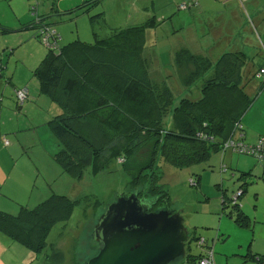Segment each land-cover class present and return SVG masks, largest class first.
I'll use <instances>...</instances> for the list:
<instances>
[{"label": "trees", "instance_id": "trees-1", "mask_svg": "<svg viewBox=\"0 0 264 264\" xmlns=\"http://www.w3.org/2000/svg\"><path fill=\"white\" fill-rule=\"evenodd\" d=\"M189 1L179 3L177 10ZM237 2L243 6L245 1ZM29 11L32 22L25 28L36 29L42 45L40 32H53L52 48L44 45L48 51L33 76L40 94L62 109V114L48 122L58 143L52 159L71 179L79 180L88 168L97 175L117 160L129 178L128 187L140 190L139 197H157L167 204L158 184L159 159L184 167L205 162L212 152H232L224 147L228 142L254 145L264 139L259 137L254 143L244 140L242 120L253 104L246 89L251 78L264 75V69L256 75L246 71L244 52L226 51L213 62L188 49L177 51L175 65L188 71L185 85L189 88L201 80L202 87L197 99L183 97L172 108L169 88L152 84L141 57L147 23L115 29L92 44L74 41L60 46L56 30L41 21L45 15L39 6H30ZM263 84L264 80L259 92ZM167 114L171 126L163 121ZM249 156L263 164L264 153L261 159ZM238 191L242 189L233 194ZM75 205L65 196L50 193L34 209L22 207L16 217L0 212V233L25 247L31 262L42 252V260L50 261L48 251L52 253L54 241L48 243V235L58 224L65 226ZM221 207L223 211L230 208L229 215L235 211L236 222L246 220L238 201L222 202ZM200 246L197 256L188 251L184 261L200 264L210 255L213 261L206 242ZM249 259L264 264L263 255L256 253Z\"/></svg>", "mask_w": 264, "mask_h": 264}, {"label": "rangeland", "instance_id": "rangeland-1", "mask_svg": "<svg viewBox=\"0 0 264 264\" xmlns=\"http://www.w3.org/2000/svg\"><path fill=\"white\" fill-rule=\"evenodd\" d=\"M175 1L1 0L0 59H2V67L5 70L4 76L0 79L9 94L13 95V86L17 87L19 82H26L28 79L34 78L33 70L41 61L36 62L34 59L35 51L29 44L30 42H20L18 37L21 34L25 35L26 32L33 33L34 29L19 31V27H15L17 25L15 23L17 16L24 14L25 10L28 22L31 23L30 6L39 4V12L51 8L49 22L62 36V39L60 38L61 45L74 39L87 42L84 41L87 38V40L93 41V33H98L100 37H106L113 32L114 28L126 27L125 24L147 23L146 44L142 58L150 79L156 83L163 82L162 86H168L167 88L171 90L172 94V108L183 97L197 99L192 96L193 92H197L196 88L201 80L189 88L183 85L180 77L184 71L175 65V51L172 52V50L173 48L179 50L184 42L188 44V34H193L191 14L199 7L200 0L196 7L192 6L180 11L174 6ZM177 1L182 2V0ZM6 2L10 4L9 7L4 6ZM11 2H13L12 6ZM252 2V8L248 3L245 4L248 13L245 10L242 11L244 21H238L235 33L243 38L242 41H245L246 45H252L246 53L244 52L248 58L245 68H247L246 71L254 73L259 70V66L264 68V56L261 54L262 51L264 55V0H252ZM173 7L176 11L170 12ZM155 9L158 10L155 11ZM154 12L157 16L165 18L156 25L153 24V20H150L153 19ZM182 16L185 18L180 20L179 17ZM212 35L211 33L207 34V38ZM36 41L47 53L48 49L39 40ZM212 46L215 47L216 54H218L214 40L206 45L204 52L212 53ZM8 77L11 79V85L5 80ZM263 80L264 76L261 80L251 78V83L246 89L252 101L255 100L254 103L252 102V107L256 102L255 97L260 93L258 86ZM0 100L2 101L0 106H7L13 112L16 110L14 96L0 94ZM6 100H9L8 104ZM33 104L38 108L40 106L44 114L49 113L48 107L38 103ZM259 106L264 110L263 105ZM34 116L37 117L36 114ZM163 121L171 126L169 114L164 116ZM252 123L260 125V121L253 120ZM6 127L11 129V132H14L16 128L13 124H8ZM43 129L48 131L47 143L58 148L57 140L50 133L49 126ZM7 137L9 136L7 135ZM21 137L33 139L29 132L21 133L19 139ZM245 141L248 142L247 139ZM28 151L30 154L38 153V146L30 147ZM227 153L212 152L205 162L184 167H177L159 159L157 162L158 184L163 188L169 205L174 207L184 219V226L188 229L192 240L188 245L190 255L197 256L201 248L200 243L205 241L210 247L208 250L213 253L214 264H258L246 260L245 254L252 249L254 253L264 257V164L245 155ZM221 166L224 167L223 171L220 170ZM55 167L54 173H46L47 177L39 175L22 181L14 187H7L6 190L16 196L19 201L4 193V189L0 190L1 199L5 203L3 209L0 210L16 217L21 211V207L34 209L38 204L36 196L31 193H37H35V190L38 191L37 184L42 189L43 183L47 182L51 188L50 193L65 196L72 202H76V205L65 226L58 224L48 235V243L52 244L54 241L52 253L48 251L52 255V259L50 261L42 260V252L38 255L37 260L29 264H82L96 249V243L91 240L90 235L107 203L118 195L131 193L132 189L128 187L129 178L117 160L110 163L106 170L97 175H92L89 168L86 169L79 180L71 179L62 172L59 166ZM245 171L248 173H242ZM244 183L248 184L246 188L250 187L253 190L251 201L244 203L243 210L250 219L248 227L235 222V213L229 215L230 208L224 211L221 209L223 193L225 197L231 198V195ZM47 187L49 188V186ZM25 189H27V193L22 197L20 193ZM29 199H32L33 204L26 207L25 203ZM183 264L193 263L184 261Z\"/></svg>", "mask_w": 264, "mask_h": 264}, {"label": "crops", "instance_id": "crops-1", "mask_svg": "<svg viewBox=\"0 0 264 264\" xmlns=\"http://www.w3.org/2000/svg\"><path fill=\"white\" fill-rule=\"evenodd\" d=\"M184 1L185 0H182V2ZM199 2H200L199 7H197L196 11H194L191 14V24H192L193 34H188L189 35V40L187 42L188 44L184 42L182 48L180 49H188L194 54L203 55L205 57H208L211 61L215 62V60L223 52L242 51L246 53L247 49L252 47V45L249 43L248 44L251 46L246 45L245 41H242L243 38L240 35H236L235 33V26L238 23V21L239 20L244 21L242 11L244 12L245 10L247 12L245 8V4L248 3L250 7L252 8V4H253L252 0H245L243 6L240 5L237 2V0H223V1L200 0ZM178 4L179 2L176 0L174 6L177 7ZM9 5L10 4H8V2L4 3V6L9 7ZM12 5H13V2H11V6ZM157 10L158 9H155V11ZM174 10L175 8L173 7V9L170 12ZM50 11H51V8L44 11V13H42L45 16L41 18V21H45L46 23H49L52 25V23L49 22V17L51 16V13L49 14ZM26 15L27 13L25 10L24 14L17 16V22L15 23L17 25L15 27H19V31H22V30L27 31L31 29V28L29 29L25 28L26 27L25 24L29 23ZM152 17L153 19H150V20H154L157 23L165 19L163 16L161 17L157 16L156 12H154V16ZM247 17H248V14H247ZM184 18L185 16L179 17L180 20ZM245 22H246V19H245ZM136 24H139V23H136ZM125 25L130 26V25H135V24H125ZM123 27H120V28H123ZM115 29H118V28H114L112 31H114ZM210 33L213 35L210 38H207V34H210ZM93 34H94L93 41L87 40V38H85L86 40L84 41H87L85 43L92 44L95 42V40L104 38V37H100L98 33L96 34L93 33ZM59 36L60 38L62 37L60 34ZM18 37H19L20 42H27V43L30 42L29 44H31L33 50L35 51L34 59H36V62L41 61L43 59V57L46 55V52L44 48L40 46L36 41L38 40L36 29H34L33 33L26 32L25 35L21 34ZM212 40L215 41L218 54H216L215 47H214L215 45L212 46V53L204 52V48L206 47L207 44L212 42ZM61 41L59 44L60 46H63V44L61 45ZM74 41H79V40L74 39V40L64 43V45L70 42H74ZM145 44H146V34H145ZM144 48H145V45H144ZM179 50H174L173 48L172 52L175 51L176 53ZM261 54L262 56H264L262 51H261ZM141 57H142V53H141ZM0 63L2 64V59H0ZM258 69L260 70L264 68L262 67L260 68L259 66ZM4 70L2 72L1 78L4 76ZM180 70L184 71L183 72L184 74L182 73L183 75L180 78H181L183 85H185L184 79L188 71L186 69H180ZM259 70L255 71L254 73L252 71H249V73L252 75H256ZM262 76L264 75L257 76L258 80H261ZM5 80L8 82V84L11 85L10 77L6 78ZM151 82L152 84L158 87H162L163 82L156 83L152 80ZM13 87H14V92L18 89L26 88L28 90V100L24 102L21 106H17L16 110L18 112L16 110L13 112L9 108H7V106L6 107H4V105L0 106V150H1L0 190L4 189L3 190L4 193L10 195L11 197L19 201V199L16 196L11 195L6 190L7 187H14L18 185L19 183H21L22 181L28 180L29 178L38 177L39 175L46 176V173H54L56 170L55 166H58L55 163V161L52 159V155L58 150V148L57 147L54 148V146L52 147L51 143L50 144L47 143V139L49 138L48 131L46 132V129H43V128L44 127L48 128L47 121L51 120L53 117H56L62 114V109L56 103L51 101L49 98L40 94L38 81L36 80L35 77L33 79H28L26 82H19L17 87L15 86ZM201 87H202V82H200L199 85H197V88H196L197 92L196 93L193 92V96H192L193 98L195 97L198 98L200 96ZM261 89L262 90L260 91L258 96L255 97L256 102L254 104V107H252L249 110V112L245 115V117L242 120V125L244 129V140L246 139L248 140V142L245 141L246 143H254L256 142L257 138L264 137V121H263L264 120L263 119L264 110L262 109V107L259 106V105L264 106V87ZM14 92H13V95L9 94V92L5 88L3 81H1L0 79V94H3L5 96H14V99H15ZM6 101L8 104L9 100H6ZM0 103L2 104L1 100H0ZM33 103L35 104L38 103L41 106L44 105L45 107H48L49 113L44 114V111L41 109V107L39 106L38 108ZM33 109H36L37 111ZM34 114H36L37 117H35ZM253 120H256L257 122L260 121V125H253L252 123ZM8 124H13L16 127L14 129V132H11V129H8L6 127L8 126ZM24 132L31 133L33 139H29L26 137H21L19 139L20 134ZM50 133L52 134L51 131ZM7 135L9 137H7ZM4 141H7L8 144L4 145ZM35 146H38V153L34 152L33 154H30L28 149L30 147H35ZM231 153L233 152H229L227 154H231ZM243 155L251 157L246 154H243ZM263 164H264V157H263ZM263 169H264V166H263ZM242 173H248V172L245 171ZM247 185L248 184L244 183L240 186L239 189H242V191H240V197L237 199L238 204L240 206V212L241 214H243L244 217H246L245 221H242V222L238 221V222L245 227H248L250 225V219L243 212L244 207H245L244 203L251 201V196L253 193V190L250 189V187L246 188ZM47 186H49V188ZM37 189L39 192L35 190V193L36 192L37 193L36 194L31 193V195L36 196L37 204H39L50 194L49 191L51 188H50V185L47 184V182H45L42 185V189H41V186L37 184ZM26 191L27 189L23 190L22 193H20L22 197L25 196V193H27ZM230 199L231 198L225 197L223 193L222 202L228 203ZM222 202H221V206H222ZM4 204L5 203L3 202V199H1V195H0V209H3ZM32 204H33L32 199H29V201L25 203L26 207H30ZM0 212H3V211L0 210ZM233 212L235 213V211ZM253 253H254V250L252 249L248 250L247 254H245L246 255L245 259L249 261L250 260L249 258H251ZM252 262H256L260 264L258 261H254V260H252ZM29 263H31L30 252L25 247L21 246L18 243L11 241L7 236L0 233V264H29ZM188 263H191V262H188Z\"/></svg>", "mask_w": 264, "mask_h": 264}, {"label": "water", "instance_id": "water-1", "mask_svg": "<svg viewBox=\"0 0 264 264\" xmlns=\"http://www.w3.org/2000/svg\"><path fill=\"white\" fill-rule=\"evenodd\" d=\"M130 192L107 203L90 235L96 249L82 264L182 263L192 241L183 217L138 188Z\"/></svg>", "mask_w": 264, "mask_h": 264}, {"label": "built area", "instance_id": "built-area-1", "mask_svg": "<svg viewBox=\"0 0 264 264\" xmlns=\"http://www.w3.org/2000/svg\"><path fill=\"white\" fill-rule=\"evenodd\" d=\"M239 2H244L245 0H238ZM198 0H190L189 3H183L179 6V10H186L190 7H196ZM52 31L46 30V32H40V40L45 46L52 48L50 44V37H52ZM49 39V42H48ZM2 68L0 66V77L2 75ZM260 73H263V70H260ZM15 101L17 106H21L24 102L28 100V90L26 88L18 89L14 92ZM8 142L4 141V145H7ZM226 151H238L240 153L254 155L257 158L261 159L264 153V139L258 140L254 145H244L242 143H236L235 141H231L225 144ZM240 197V192L234 194L229 201L235 203L237 199ZM200 264H214L211 258V255L208 258H202Z\"/></svg>", "mask_w": 264, "mask_h": 264}, {"label": "flooded vegetation", "instance_id": "flooded-vegetation-1", "mask_svg": "<svg viewBox=\"0 0 264 264\" xmlns=\"http://www.w3.org/2000/svg\"><path fill=\"white\" fill-rule=\"evenodd\" d=\"M158 206H164V207H166L167 209H171V210L173 209L174 212H176V210H175L174 207L170 206L169 203H167V204H163V203L161 202V200L158 202ZM190 238H191V237H190ZM193 239H195V238H193Z\"/></svg>", "mask_w": 264, "mask_h": 264}]
</instances>
